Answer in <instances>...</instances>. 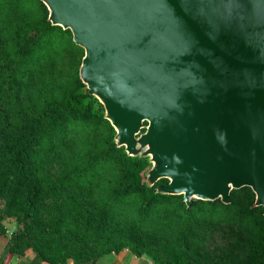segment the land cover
<instances>
[{"label": "water", "instance_id": "95a60500", "mask_svg": "<svg viewBox=\"0 0 264 264\" xmlns=\"http://www.w3.org/2000/svg\"><path fill=\"white\" fill-rule=\"evenodd\" d=\"M40 1L150 187L188 207L250 187L264 209V0Z\"/></svg>", "mask_w": 264, "mask_h": 264}, {"label": "trees", "instance_id": "16d2710c", "mask_svg": "<svg viewBox=\"0 0 264 264\" xmlns=\"http://www.w3.org/2000/svg\"><path fill=\"white\" fill-rule=\"evenodd\" d=\"M21 1L38 3L42 14L19 26L13 37L0 35V78L6 69L18 85L25 79L27 60L42 45L51 49L54 34L71 33L49 22L48 9L40 0ZM72 43L78 46L74 41ZM73 83L61 99L50 100L41 109L28 108L16 125L6 108L13 86L0 84V222L8 220L20 224L21 220L24 221L23 227L13 231L9 250L23 253L35 249L36 254L27 264H66L69 259L77 263L81 256L96 259L105 253L118 254L124 248L137 257L148 256L154 264H201L190 240L194 202L188 207L182 195L157 192L158 185L169 182L166 178L150 187L146 182V172L151 166L149 159L129 156L124 147H118L114 139L115 129L105 118L104 106L89 94L79 73ZM61 125L80 133L90 128L97 131L102 126H107L110 131L103 153L81 154L68 161L69 165L50 189L58 197H64L70 188L78 186L83 190L97 180V174H102L106 178V193L101 201H97L96 207L88 209L91 217L64 215L56 220L43 213L46 188L40 176V153L46 138ZM217 202L222 201L203 203L217 210ZM173 203L175 206L170 208ZM130 204L137 205L135 216L126 218L115 212ZM229 204L223 206L229 208ZM254 210L252 205L244 213L252 215ZM163 212L182 218L179 234L170 243L164 241L158 231L150 230L147 224L152 216ZM263 212L255 219L259 226L255 252L248 260L230 264H264L261 254L264 251ZM92 218L97 219L102 240L97 248L89 245ZM75 244L78 246L74 247Z\"/></svg>", "mask_w": 264, "mask_h": 264}, {"label": "rangeland", "instance_id": "374dc122", "mask_svg": "<svg viewBox=\"0 0 264 264\" xmlns=\"http://www.w3.org/2000/svg\"><path fill=\"white\" fill-rule=\"evenodd\" d=\"M41 14L42 7L40 8L36 2L0 0V35L13 37L19 26L37 19ZM58 33L54 34L53 48H44L42 45V48L27 60L24 66L25 79L20 85L11 78L8 70L4 69L1 72L0 84L6 87L13 86L6 108L15 125L19 123L28 108L41 109L46 102L61 99L66 90L73 87L84 50L73 45L71 33L67 35ZM109 132L107 126H102L97 131L90 128L80 133L72 131L66 125H61L53 135L46 138L40 153V176L46 188L43 213L48 217L51 216L50 219L58 220L64 215L76 214L91 217L88 209L96 207L97 201H101L106 193L104 186L106 178L102 174H97V180L89 183L83 190L78 186L70 188L69 194L64 197H58L54 192H50V189L69 165L68 161L74 160L81 154L103 153ZM231 200L229 208H225L223 202H217L215 205L217 210L215 208L212 210L210 205H204L203 200L193 199L194 216L191 221L190 240L201 264L239 263L248 260L255 252L259 242L257 234L259 226L255 223V219L260 218L263 208L255 207L252 215L244 213L255 202V193L251 188L233 191ZM210 202L206 201L208 204ZM136 206L125 205L115 212L130 218L135 216ZM174 206L175 203L170 208ZM152 217L147 221L150 230L158 231L167 243L176 239L182 218L164 212ZM97 223V219H91L89 245L94 248L99 247L102 241ZM23 226L22 220L20 224L8 220L0 222V264H27L31 256L36 254L33 248L23 253L9 250L8 243L13 231ZM117 228L120 229L119 226ZM121 252L127 253L124 257H127L129 264L134 254L126 248ZM261 254L264 256V251ZM117 255V253H105L96 259L88 255L81 256L78 257L77 263L69 259L66 264H113ZM142 258L143 264H154L148 256L144 255Z\"/></svg>", "mask_w": 264, "mask_h": 264}, {"label": "crops", "instance_id": "0c3cea01", "mask_svg": "<svg viewBox=\"0 0 264 264\" xmlns=\"http://www.w3.org/2000/svg\"><path fill=\"white\" fill-rule=\"evenodd\" d=\"M126 255H127V253H124V252L118 253L117 257H115L116 259L113 261V264H127V257H124ZM32 257L33 256H31V258L28 261H30L32 259ZM142 259H143L142 257L140 258V257H137L134 255V257L131 259L129 264H143ZM20 261H21V259H20Z\"/></svg>", "mask_w": 264, "mask_h": 264}]
</instances>
